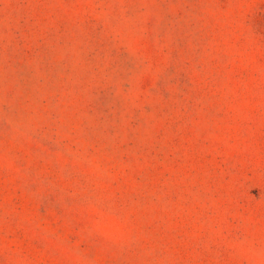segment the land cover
<instances>
[{"label":"rangeland","instance_id":"obj_1","mask_svg":"<svg viewBox=\"0 0 264 264\" xmlns=\"http://www.w3.org/2000/svg\"><path fill=\"white\" fill-rule=\"evenodd\" d=\"M0 264H264V0H0Z\"/></svg>","mask_w":264,"mask_h":264}]
</instances>
